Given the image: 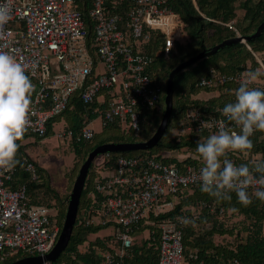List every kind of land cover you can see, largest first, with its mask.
Segmentation results:
<instances>
[{
    "label": "built area",
    "instance_id": "1",
    "mask_svg": "<svg viewBox=\"0 0 264 264\" xmlns=\"http://www.w3.org/2000/svg\"><path fill=\"white\" fill-rule=\"evenodd\" d=\"M0 7H7L11 16L0 26V50L14 55L35 85L25 133L31 136L44 137L49 124L68 109L76 94L87 106H106L99 117L102 127L119 121L138 136L142 111L158 107L163 94L160 79L149 72L153 59L142 48L158 38L160 53L169 59L189 41L185 22L168 0H0ZM245 75L214 76L198 85L240 84ZM216 113L204 119L194 112L191 119L199 122V128L215 133L218 121L225 119L220 110ZM94 121L88 120L78 133L66 130L59 138L92 141ZM164 154L163 158L170 156ZM104 155L96 161L98 169L105 158L113 159L111 153ZM178 157L179 161L188 158ZM24 167L31 180L38 181L34 164L26 161ZM201 167H179L152 156L118 157L116 168L95 184L94 193L104 197L101 208L85 221L87 226L112 224L115 229L120 247L106 253L101 264H123L134 246L133 233L146 226L159 232L158 264H243L238 259L207 260L198 250L186 257L182 223L177 218L155 221L172 211L187 190L200 188ZM17 171L16 165L0 167V264L19 254H49L62 230L51 208L29 202L26 184L12 188ZM202 206L212 213L219 208L209 203Z\"/></svg>",
    "mask_w": 264,
    "mask_h": 264
},
{
    "label": "trees",
    "instance_id": "2",
    "mask_svg": "<svg viewBox=\"0 0 264 264\" xmlns=\"http://www.w3.org/2000/svg\"><path fill=\"white\" fill-rule=\"evenodd\" d=\"M194 2L199 12L195 8ZM168 5L185 22L189 41L187 44L179 46L177 52L169 59H165L160 53L159 50L162 45L161 40L158 38H154L142 48L144 53H147L153 59L149 72L153 76L158 77L157 79H160L163 87L160 104L154 109L147 108L142 111L140 119L141 131L138 136H134L119 121H115L107 127H103L101 132H96L92 141H69L68 143L74 155L82 160L79 168L73 169L75 171L78 170L77 174H73L72 171L70 177L72 181L71 187H73L79 170L89 153L96 147L108 143L144 142L154 135L165 112L167 80L169 74L177 65L202 52L211 50L226 40L234 39L238 36H253L258 27L264 22V0H168ZM87 7V4L85 7L83 6L86 13ZM239 12H243V16L239 17ZM88 32L89 38H93L92 29H89ZM176 59H178V62H175ZM259 60L264 65V31L259 38L252 39L247 43L240 42L225 47L216 54L203 58L179 73L174 80L172 116L159 144L151 150L135 151L133 154L111 153L113 159L108 160L105 158L101 169H98L96 161L106 155L98 156L93 161L94 164L92 163L89 169L81 196L79 214L70 243L57 259L58 262L56 261L54 264H101L106 253L115 252L120 247L116 236L109 235L103 238L97 236V240L90 246L89 251L83 252L80 250V247L88 241L90 236H96L102 230L112 226V224L87 226L85 221L101 208L104 197L94 193L95 184L103 181L106 175L116 168L118 157L152 156L162 159L164 162L176 164L179 167L186 164L203 166L202 158L196 152L197 142H202L214 132L199 128V122L197 120L193 121L191 115L194 112H199L200 118L204 119L217 116V110L222 109L227 103L234 102V92L239 87V84L227 82L214 87H200L198 83L202 79H210L214 76L222 77L241 72L248 73L257 69L263 71ZM180 77L185 79L177 88L176 85ZM251 86L264 90V77L254 82ZM105 108V105L97 103L87 106L81 101L79 94H76L68 109L61 116L56 117L53 123L66 120L68 122L67 130L78 133L88 120L98 119ZM53 123L49 124L47 134L44 137H38L39 139L52 134ZM188 128H191L189 134L180 133L172 136L174 129L181 131ZM105 132L104 141H100L99 139L102 138H99V135ZM27 135L24 134L23 138ZM165 136L167 137L163 140ZM23 138L18 143L20 145L16 156L18 171L12 188L16 189L22 184H26L29 202L31 204L46 205L51 208L54 217L58 221L60 220L59 224L62 228L71 193L64 198L56 194L48 186V183L45 182L43 170L37 166L36 162L21 146ZM250 139L254 146L247 154L239 151L228 152L227 158L232 160L235 165L248 164L251 167L255 161H264V131L254 132ZM163 153H169L170 156L163 158ZM184 153L188 154V158L179 161L178 156ZM193 153L198 154V158L191 157ZM25 160L34 164L38 174V181H32L30 175L25 172ZM248 191L251 194L255 190L248 189ZM91 194H94V196H91ZM231 196V201H220L207 193H203L200 188H193L191 192L187 190L181 196L180 202L172 211L160 215L155 218V221L160 223L163 220H174L178 217H187L194 221V224L187 226L182 224L180 226L183 230L186 257H188L190 252L198 250L199 256L207 260L222 262L238 259L243 264H264V201H260L253 196L252 203L244 206L238 202L235 192H232ZM53 200L56 203H52ZM203 203L214 204L219 208H223L224 211L221 214L219 208H216L215 213H212L208 208H203L202 212L198 214L195 207ZM233 208L236 210L233 211ZM237 216L244 218H235ZM234 218L235 220H243L241 222L239 220V226H228L226 222L232 221ZM211 219L212 226L210 228H207L204 232H196L197 225L208 223V220ZM242 234L246 235L245 238L239 239ZM217 235L235 237V239L230 242L231 244L220 245L215 242ZM158 246L159 232L153 226L150 227V238L145 240L141 246L134 244L128 255L122 260L123 264H158ZM26 257L28 256L19 254L6 264H12Z\"/></svg>",
    "mask_w": 264,
    "mask_h": 264
},
{
    "label": "clouds",
    "instance_id": "3",
    "mask_svg": "<svg viewBox=\"0 0 264 264\" xmlns=\"http://www.w3.org/2000/svg\"><path fill=\"white\" fill-rule=\"evenodd\" d=\"M10 18L7 7H0V26ZM262 77L264 71L260 69L246 73L234 92V102L220 109L225 119L218 121V131L197 142L196 152L203 161L198 176L200 190L217 200L231 201V193L235 192L244 206L252 203L253 196L264 201V161H255L249 167L237 166L227 158L230 151L247 154L254 146L250 137L264 131V90L251 86ZM34 88L24 65L14 55L0 50V167L18 163V141L27 131ZM250 186H255L251 194ZM177 219L186 226L194 224L186 217Z\"/></svg>",
    "mask_w": 264,
    "mask_h": 264
},
{
    "label": "water",
    "instance_id": "4",
    "mask_svg": "<svg viewBox=\"0 0 264 264\" xmlns=\"http://www.w3.org/2000/svg\"><path fill=\"white\" fill-rule=\"evenodd\" d=\"M264 31V22L258 27L257 31L253 36L250 37H236L234 39L226 40L209 51L202 52L197 56L190 58L179 65H177L169 74L166 90H165V112L162 121L157 128L154 135L147 141L135 142V143H108L96 147L91 151L81 166L79 174L74 182L72 192L70 194L68 208L65 215L63 227L58 238V241L53 248V250L45 256H34L26 257L20 259L12 264H42L44 261L49 260L51 262H56L60 255L68 247L74 226L78 216V210L80 205L81 196L85 187V183L88 177L89 169L96 157L107 154V153H127L135 151H146L155 148L162 137L164 136L168 124L170 122L172 111H173V94H174V80L176 76L182 71L194 65L196 62L202 60L203 58L210 57L216 54L218 51L224 49L225 47L231 46L235 43H247L252 39L259 38Z\"/></svg>",
    "mask_w": 264,
    "mask_h": 264
},
{
    "label": "rangeland",
    "instance_id": "5",
    "mask_svg": "<svg viewBox=\"0 0 264 264\" xmlns=\"http://www.w3.org/2000/svg\"><path fill=\"white\" fill-rule=\"evenodd\" d=\"M238 16H243V12H239ZM175 62H178V59H176ZM184 77L179 78L176 87L178 88L179 84L184 82ZM68 122L66 120H60L53 128L52 134H50L48 137L43 138L41 141H37L35 136L28 138L26 140L27 144L32 145V149L30 152L31 158L33 161H35L37 164H39V168H41L43 171H45L43 174L45 176V182L48 183V186H51L56 191L63 192L66 190V183L68 180H70L72 171L73 174H77L78 170H73L74 168H79L82 160L74 155L73 150L70 148V145L68 141H65L63 138H59V134L64 133L67 130ZM95 129L100 130V123L97 120L94 124ZM191 132V128H188L187 130H173L172 136H176L181 134H189ZM106 132L99 135L100 141H104V136ZM167 136L163 138L166 139ZM162 140V141H163ZM128 154H133L134 152H127ZM185 156H188L187 153H184ZM101 159L98 160L100 162ZM197 213L202 212V209L204 208L202 205L196 206ZM216 211V210H215ZM214 211V212H215ZM67 209L65 211L66 215ZM235 218H244L242 216H237ZM235 218L232 221L226 222L228 226H239V223L243 219L235 220ZM240 220V222H239ZM211 220H208V223L199 224L196 227V232H204L207 230V228H210L212 226ZM113 236L115 235V229L114 227H109L101 232L98 233V235L90 236L88 238V241L80 247V250L85 252L86 250H90V246L97 240V236L99 238H103L105 236ZM263 235H264V228H263ZM245 234H242L239 239L245 238ZM133 239L134 244L141 246L145 240H148L150 238V227H145L142 229H138L133 233ZM235 239V237H229V236H220L217 235L215 237V242L220 245H228L230 242H232ZM101 240V239H100ZM231 244V243H230ZM97 250V249H95ZM14 263V262H13Z\"/></svg>",
    "mask_w": 264,
    "mask_h": 264
},
{
    "label": "crops",
    "instance_id": "6",
    "mask_svg": "<svg viewBox=\"0 0 264 264\" xmlns=\"http://www.w3.org/2000/svg\"><path fill=\"white\" fill-rule=\"evenodd\" d=\"M99 121V123H100V130H97V129H95V127H94V124H95V122L96 121ZM92 127L95 129V131L97 132V133H99V132H101V130H102V126H101V122H100V119L98 118V119H96L94 122H93V124H92ZM31 137H33V136H31V135H27V136H25L24 138H23V141L21 142V146H23L24 147V151L25 152H27L28 154H29V156L30 157H32L31 155H30V152H31V149H32V145L31 144H27L26 143V140L28 139V138H31ZM35 138H36V140L37 141H41L42 139H39L38 137H36L35 136ZM164 154V153H163ZM164 155H166V154H164ZM169 157V156H168ZM191 157H193V158H198V154H195V153H193L192 155H191ZM180 158V159H179ZM178 159L179 160H181V157H179ZM35 162V161H34ZM37 164V163H36ZM37 166L39 167V164H37ZM41 169V168H40ZM42 170V169H41ZM43 172H45V171H43ZM72 186V181H71V179L70 180H68V182L66 183V190H64L63 192H60V191H56L55 189H53L51 186V189L53 190V191H55L56 192V194H58V195H60L61 197H64L65 198V196H67L68 194H70L71 193V191H72V188L73 187H71ZM52 203H56V201L55 200H53L52 201ZM264 228V227H263Z\"/></svg>",
    "mask_w": 264,
    "mask_h": 264
},
{
    "label": "bare ground",
    "instance_id": "7",
    "mask_svg": "<svg viewBox=\"0 0 264 264\" xmlns=\"http://www.w3.org/2000/svg\"><path fill=\"white\" fill-rule=\"evenodd\" d=\"M161 102V101H160ZM94 164V163H93ZM96 172V171H95ZM93 178V177H92ZM89 180V179H88ZM92 182V181H91ZM92 187V186H91ZM94 187V186H93ZM41 190V189H40ZM91 192H93V191H91ZM79 214V213H78ZM60 221V220H59ZM156 232V231H155ZM153 240V239H152ZM58 262V261H57Z\"/></svg>",
    "mask_w": 264,
    "mask_h": 264
}]
</instances>
